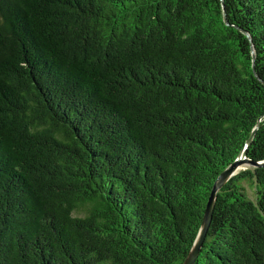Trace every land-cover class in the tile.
<instances>
[{"label":"trees","instance_id":"obj_1","mask_svg":"<svg viewBox=\"0 0 264 264\" xmlns=\"http://www.w3.org/2000/svg\"><path fill=\"white\" fill-rule=\"evenodd\" d=\"M256 124L264 0H0V264H182ZM193 264H264V165Z\"/></svg>","mask_w":264,"mask_h":264},{"label":"water","instance_id":"obj_2","mask_svg":"<svg viewBox=\"0 0 264 264\" xmlns=\"http://www.w3.org/2000/svg\"><path fill=\"white\" fill-rule=\"evenodd\" d=\"M222 16H223V22L225 24H228V20L226 18V14L224 11H223ZM241 31L246 36H248V38L250 39V36L246 31H244V30H241ZM253 58H254V56H252V69L254 71V67H253L254 59ZM254 74L257 78H259L256 73H254ZM257 127H258V124H256L254 126L251 134L247 138L246 142L244 143L242 150L239 152V154L236 156V158L224 170L221 171V173L218 175V177L216 178V180L212 184V187L210 189V192H209V195H208L205 207H204L201 226H200L199 231L196 235V238H195L187 256L183 260L182 264H193L194 260L196 259V257L199 254V250L202 246L204 237H205L207 229H208V225H209L210 220H211V215H212L214 200H215V194H216L217 190L232 175H234L237 172V170L239 169V167L241 165H243V164H248L249 166H262V165H264V159L259 160V161H253V160H250L248 157H246V147L251 142L252 137H253L254 132H255Z\"/></svg>","mask_w":264,"mask_h":264},{"label":"rangeland","instance_id":"obj_3","mask_svg":"<svg viewBox=\"0 0 264 264\" xmlns=\"http://www.w3.org/2000/svg\"><path fill=\"white\" fill-rule=\"evenodd\" d=\"M246 167H249V165H248V164H243V165H241V166L239 167V169H238L237 171H239V170H241V169H244V168H246Z\"/></svg>","mask_w":264,"mask_h":264}]
</instances>
